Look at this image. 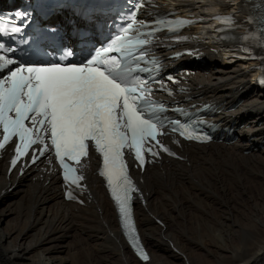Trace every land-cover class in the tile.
I'll return each instance as SVG.
<instances>
[{"label":"bare ground","instance_id":"1","mask_svg":"<svg viewBox=\"0 0 264 264\" xmlns=\"http://www.w3.org/2000/svg\"><path fill=\"white\" fill-rule=\"evenodd\" d=\"M173 1L199 8L210 4L223 13L248 7L246 0ZM238 17L240 23L247 18ZM202 34L194 30L188 38L195 37L191 44L205 52L211 66L188 78L192 94L198 102L214 103L216 120L238 131L233 142L188 145L182 149L185 163L163 160L139 175L137 216L152 256L148 264H264V88L256 81L260 63L236 59L234 54H242L238 47L223 58L212 51L220 47L207 45ZM92 167L90 202L79 207L64 202L55 174L31 169L26 179L8 181L0 162L3 264H142L124 241L113 204ZM9 182L16 187L2 196Z\"/></svg>","mask_w":264,"mask_h":264},{"label":"snow or ice","instance_id":"2","mask_svg":"<svg viewBox=\"0 0 264 264\" xmlns=\"http://www.w3.org/2000/svg\"><path fill=\"white\" fill-rule=\"evenodd\" d=\"M131 3L134 12L140 6L139 0H131ZM217 19L229 22L232 18ZM9 31L19 32L20 29H8L0 17V36ZM40 39L42 37L37 36V40ZM137 43L146 44L147 41ZM127 48L123 38L117 37L109 46L79 63L25 64L7 55L15 49L0 43V130L3 135L0 149L12 142L15 151L12 167L20 157L28 155L34 145L43 146L41 155L54 150L63 179L71 186L78 185L83 177L77 175V169L67 161L79 164L90 147L94 148L103 157L104 170L100 174L107 177L129 239L141 258L148 260V255L135 243L130 201L136 188L126 172L124 149L134 150L141 164L145 161V152L152 156L159 154L154 151L157 147L169 155L173 153L158 139L165 125L157 115L159 108L147 99L148 80L141 79L139 73L134 74L126 59L122 63L108 55L115 51L127 57L131 55ZM12 65L16 67L11 68ZM172 130L178 129L174 126ZM180 134L189 140L194 138L187 126ZM13 138H17L18 143ZM30 159L35 163L37 157L33 154ZM67 195L73 198L72 192Z\"/></svg>","mask_w":264,"mask_h":264},{"label":"rangeland","instance_id":"3","mask_svg":"<svg viewBox=\"0 0 264 264\" xmlns=\"http://www.w3.org/2000/svg\"><path fill=\"white\" fill-rule=\"evenodd\" d=\"M219 63H220V62H219ZM63 239H66V236H64ZM176 254H177L179 257H181V259H185L184 256H183L181 253L176 252Z\"/></svg>","mask_w":264,"mask_h":264}]
</instances>
